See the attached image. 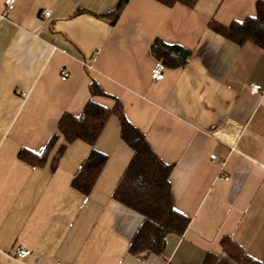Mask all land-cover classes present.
Wrapping results in <instances>:
<instances>
[{
    "label": "crops",
    "instance_id": "0c3cea01",
    "mask_svg": "<svg viewBox=\"0 0 264 264\" xmlns=\"http://www.w3.org/2000/svg\"><path fill=\"white\" fill-rule=\"evenodd\" d=\"M259 1L129 0L112 24L121 0H16L11 11L0 0V264H204L210 254L214 264H238L225 237L264 261V49L209 26L254 17ZM155 40L187 50V63L164 66ZM92 81L108 96L93 95ZM117 100L172 165L173 205L190 220L161 254L130 251L144 217L113 197L134 156L118 116L94 146L67 143L58 130L64 114L79 115L90 101L111 110ZM54 134L44 165L20 159L22 149L41 153ZM93 149L107 161L85 195L73 180ZM20 247L29 256L16 257Z\"/></svg>",
    "mask_w": 264,
    "mask_h": 264
},
{
    "label": "trees",
    "instance_id": "16d2710c",
    "mask_svg": "<svg viewBox=\"0 0 264 264\" xmlns=\"http://www.w3.org/2000/svg\"><path fill=\"white\" fill-rule=\"evenodd\" d=\"M164 5L183 4L194 8L198 0H156ZM129 0H121L114 12L112 24H115L120 13ZM209 26L224 38L239 45L254 43L264 49V1L257 3V13L243 22H234L223 26L211 20ZM152 54L167 67H180L187 63L189 53L182 47L168 45L162 40H155L151 47ZM93 95L108 96L92 81ZM111 115H117L121 122V137L134 151V156L120 179L114 199L126 207L143 215L144 220L130 245V251L137 256L144 253L161 254L169 234L183 235L190 220L178 212L173 205L169 176L172 165L164 163L154 152L145 135L134 127L125 117L122 104L117 100L115 107L108 110L104 106L90 101L81 114H64L58 123V130L67 143L82 140L94 146ZM54 134L41 153L22 149L20 159L31 165H44L57 141ZM65 145H62L54 156V165L58 162ZM107 156L92 150L82 163L74 177L73 187L88 195L100 175ZM224 251L238 264H264L246 255L229 237L221 241ZM215 256L208 255L204 264H214Z\"/></svg>",
    "mask_w": 264,
    "mask_h": 264
},
{
    "label": "built area",
    "instance_id": "2783aa9c",
    "mask_svg": "<svg viewBox=\"0 0 264 264\" xmlns=\"http://www.w3.org/2000/svg\"><path fill=\"white\" fill-rule=\"evenodd\" d=\"M16 0H5V6L7 8V10L11 11L14 8ZM51 14L50 10H45V12L43 13L44 17H49ZM99 51L97 50L96 54H98ZM69 76L68 72H64L62 75V80H66L67 77ZM152 79L156 80V81H160L164 79V72H163V67L161 65H159L153 72L152 74ZM252 90L254 93L259 94L262 92V87L260 85H253L252 86ZM211 161L219 164L223 167L224 162L222 159L218 158L215 155H212L210 157ZM223 180H228V178L226 176H222ZM30 252L28 250H26L25 248H18L16 250V257L20 258V259H24L27 256H29Z\"/></svg>",
    "mask_w": 264,
    "mask_h": 264
}]
</instances>
